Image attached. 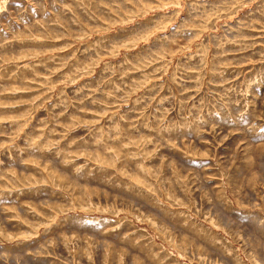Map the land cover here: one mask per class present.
<instances>
[{
    "label": "rangeland",
    "instance_id": "374dc122",
    "mask_svg": "<svg viewBox=\"0 0 264 264\" xmlns=\"http://www.w3.org/2000/svg\"><path fill=\"white\" fill-rule=\"evenodd\" d=\"M0 264H264V0H0Z\"/></svg>",
    "mask_w": 264,
    "mask_h": 264
}]
</instances>
